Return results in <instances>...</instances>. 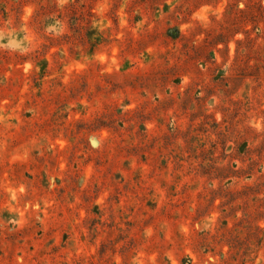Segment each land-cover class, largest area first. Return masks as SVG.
<instances>
[{"label": "rangeland", "instance_id": "rangeland-1", "mask_svg": "<svg viewBox=\"0 0 264 264\" xmlns=\"http://www.w3.org/2000/svg\"><path fill=\"white\" fill-rule=\"evenodd\" d=\"M0 264H264V0H0Z\"/></svg>", "mask_w": 264, "mask_h": 264}]
</instances>
